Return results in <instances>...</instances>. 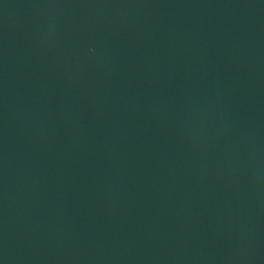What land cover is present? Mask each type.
<instances>
[{
    "label": "water",
    "instance_id": "water-1",
    "mask_svg": "<svg viewBox=\"0 0 264 264\" xmlns=\"http://www.w3.org/2000/svg\"><path fill=\"white\" fill-rule=\"evenodd\" d=\"M0 264H264V0H0Z\"/></svg>",
    "mask_w": 264,
    "mask_h": 264
}]
</instances>
